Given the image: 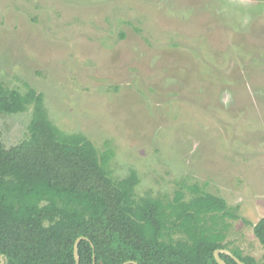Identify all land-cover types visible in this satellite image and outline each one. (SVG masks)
I'll use <instances>...</instances> for the list:
<instances>
[{
	"label": "rangeland",
	"instance_id": "374dc122",
	"mask_svg": "<svg viewBox=\"0 0 264 264\" xmlns=\"http://www.w3.org/2000/svg\"><path fill=\"white\" fill-rule=\"evenodd\" d=\"M0 82L110 146L139 196L197 185L223 199L230 247L264 261V0H0ZM30 118L0 115L6 147Z\"/></svg>",
	"mask_w": 264,
	"mask_h": 264
},
{
	"label": "trees",
	"instance_id": "16d2710c",
	"mask_svg": "<svg viewBox=\"0 0 264 264\" xmlns=\"http://www.w3.org/2000/svg\"><path fill=\"white\" fill-rule=\"evenodd\" d=\"M31 111L26 137L6 147L0 137V264H217L215 250L244 256L227 240L225 201L197 185L139 196L138 174H114V151L81 133H65L48 117L43 95L0 82V115ZM264 250V218L252 226ZM226 264H236L220 254Z\"/></svg>",
	"mask_w": 264,
	"mask_h": 264
},
{
	"label": "water",
	"instance_id": "95a60500",
	"mask_svg": "<svg viewBox=\"0 0 264 264\" xmlns=\"http://www.w3.org/2000/svg\"><path fill=\"white\" fill-rule=\"evenodd\" d=\"M82 240H86L84 237H79L76 239L74 246H73V256L75 259L76 264L79 263V256H78V244L80 241ZM220 254H225L228 257H230L236 264H244L243 262H241L238 258H236L231 252H229L228 250H215L213 253L214 259L216 261L217 264H226L221 258H220ZM93 264H95L93 262ZM123 264H137L136 262L133 261H127L124 262Z\"/></svg>",
	"mask_w": 264,
	"mask_h": 264
}]
</instances>
